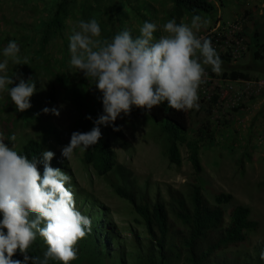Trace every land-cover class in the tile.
Instances as JSON below:
<instances>
[{
	"label": "rangeland",
	"instance_id": "1",
	"mask_svg": "<svg viewBox=\"0 0 264 264\" xmlns=\"http://www.w3.org/2000/svg\"><path fill=\"white\" fill-rule=\"evenodd\" d=\"M215 1L218 6L227 5V14L215 20V8L211 16H201H206V22L215 20V24H205L196 35L202 40L210 36L217 40L213 48L222 61V71L217 74L211 66H204L199 108L191 110L186 137L197 139L203 132L201 177L208 190L229 193L234 203L250 208L251 217L259 223L251 236L254 246L264 241V0ZM60 3L61 28H48ZM168 3L169 0H0V62L5 59L3 48L16 42L20 64L9 60L7 75L15 80L18 74L36 83V92L30 99L32 107L22 113L16 111L7 91L0 92V133L16 151L29 140L45 142L46 150L55 153L56 168L72 177L67 187L74 193L77 209L92 219L94 229L91 227V239L78 241L77 258L72 261L75 264H135V239L145 246L146 235L132 206L114 193L113 186L146 192L153 200L156 195L164 197L167 188L183 190L192 169L184 146L179 147L181 165L168 162L164 155L165 135L149 117L133 109L130 115L121 114L115 121L118 136L109 126H100L112 163L105 174L83 161L86 150H75L70 161L62 157L61 149L69 144L71 134L90 131L93 121L103 112L102 94L94 82L70 67L68 37L73 29L78 30L79 21L95 18L101 27L100 39L110 41L123 30L136 38L145 21L156 24L154 37L159 39L165 35L162 26L175 20L168 17ZM175 21L191 23L187 18ZM239 40L241 44L237 45ZM46 107L59 109L60 115L45 114ZM12 134L17 136L15 142L9 139ZM239 158L246 161L241 177L234 165ZM121 250L122 260L110 259Z\"/></svg>",
	"mask_w": 264,
	"mask_h": 264
},
{
	"label": "clouds",
	"instance_id": "2",
	"mask_svg": "<svg viewBox=\"0 0 264 264\" xmlns=\"http://www.w3.org/2000/svg\"><path fill=\"white\" fill-rule=\"evenodd\" d=\"M206 23L199 15H193L190 24L169 20L162 26L165 35L156 39V24L145 21L138 37L123 30L109 41L100 39L97 19L79 21L78 30L73 29L68 37L70 67L94 82L102 94L103 112L90 131L71 134L69 144L61 149L62 157L70 161L75 150L97 145L102 137L100 126L114 125L121 114L130 115L133 107L151 112L167 102L177 112L198 109L204 66H211L217 74L222 71L211 41L196 35ZM19 53L14 41L3 48L0 92L7 91L16 111L22 113L32 107L36 83L18 74L15 80L7 75L9 60L20 64ZM43 112L60 115L55 107ZM9 139L15 142L17 136L12 134ZM54 156L52 151L42 152L41 175L37 161L19 154L0 133V264H48L49 260L71 264L77 258L78 241L91 231V219L77 209L74 193L67 187L72 177L51 166ZM38 236L47 245L42 259L29 255ZM17 252L23 261L13 259ZM260 258L264 260V251Z\"/></svg>",
	"mask_w": 264,
	"mask_h": 264
},
{
	"label": "trees",
	"instance_id": "3",
	"mask_svg": "<svg viewBox=\"0 0 264 264\" xmlns=\"http://www.w3.org/2000/svg\"><path fill=\"white\" fill-rule=\"evenodd\" d=\"M169 3L171 8L168 17L175 20H191L193 15L203 16L213 10V4L209 0H169ZM61 8L60 3L47 23L48 28H61ZM132 109L144 113L159 126L166 138L164 155L168 162L179 167V147L184 146L192 169L183 190L167 188L164 197L156 195L153 200L146 192L128 191L113 186L114 193L132 206L146 235L145 246L139 238L135 239V264H264V260L260 258L261 251H264V241L252 245L251 236L259 229V223L251 217L250 208L234 203L233 196L229 193L208 190L201 177L203 167L200 149L203 132H199L197 139L188 140L186 137L191 126V110L177 112L169 108L167 102L154 107L151 112L136 107ZM109 127L118 136V132L113 130L115 124ZM45 150V142L29 140L17 152L35 159L42 175V152ZM82 157L86 164H92L101 175L112 167L108 145L102 137ZM56 161L55 158L51 161L53 168L57 167ZM245 162L242 158L234 162L240 177L244 174ZM91 237L89 232L84 238ZM96 247L99 252V246L95 245V249ZM46 251L47 245L38 236L29 249V255L42 259ZM122 252H114L110 259L118 257L122 260ZM13 259L23 261V256L17 252ZM48 264L61 262L49 260ZM71 264L75 263L71 261Z\"/></svg>",
	"mask_w": 264,
	"mask_h": 264
},
{
	"label": "crops",
	"instance_id": "4",
	"mask_svg": "<svg viewBox=\"0 0 264 264\" xmlns=\"http://www.w3.org/2000/svg\"><path fill=\"white\" fill-rule=\"evenodd\" d=\"M223 1V0H222ZM224 1H226V2H229L230 0H224ZM212 4H213V10H212V12L211 13H209L210 14V16L213 14V12H214V9L215 8H217V12H218V15H217V17L215 18V20L216 19H218V18H220L221 16H225V14H227V12H228V7H227V5H219L218 6V4H217V1H215V0H213L212 1ZM171 8V4L170 3H168V7H167V9H170ZM208 14V15H209ZM207 16V15H206ZM206 16H204V17H202V20H206L205 18H206ZM215 20L214 21H211V22H207L206 24H211V23H214L215 24ZM219 23V22H218ZM220 24V23H219ZM205 26L206 25H204L203 27L205 28Z\"/></svg>",
	"mask_w": 264,
	"mask_h": 264
},
{
	"label": "built area",
	"instance_id": "5",
	"mask_svg": "<svg viewBox=\"0 0 264 264\" xmlns=\"http://www.w3.org/2000/svg\"><path fill=\"white\" fill-rule=\"evenodd\" d=\"M214 39H215V38H213V37H211V36H210V38H209V40L211 41V44H212L213 47H215V45H216V43H217V40H216V39L214 40ZM236 44H237V45H240V44H241V40L236 41Z\"/></svg>",
	"mask_w": 264,
	"mask_h": 264
}]
</instances>
